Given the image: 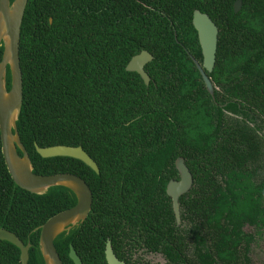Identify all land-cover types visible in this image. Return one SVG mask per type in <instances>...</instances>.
I'll use <instances>...</instances> for the list:
<instances>
[{"label":"trees","instance_id":"trees-1","mask_svg":"<svg viewBox=\"0 0 264 264\" xmlns=\"http://www.w3.org/2000/svg\"><path fill=\"white\" fill-rule=\"evenodd\" d=\"M237 1L29 0L20 136L38 175L75 174L94 195L87 221L56 241L64 264H74L71 246L84 264H107L108 240L125 260L115 229L124 230L127 200L130 254L252 264L257 239L245 227L264 229V0H241L238 14ZM196 10L220 29L215 97L192 59L203 63ZM144 50L155 57L149 88L126 70ZM36 145L82 146L101 173L72 158L44 159ZM179 157L195 177L180 200L182 227L167 195ZM76 203L66 188L38 196L18 187L0 129V229L32 245L29 264H45L41 226ZM0 264H22L20 249L0 241Z\"/></svg>","mask_w":264,"mask_h":264},{"label":"water","instance_id":"water-1","mask_svg":"<svg viewBox=\"0 0 264 264\" xmlns=\"http://www.w3.org/2000/svg\"><path fill=\"white\" fill-rule=\"evenodd\" d=\"M29 0H0V129L3 142V153L9 171L18 187L34 195L45 196L55 188H66L76 197L75 206L50 218L40 230V251L45 264H64L56 247V241L64 234L69 235L72 230L81 227L89 218L94 203V195L87 182L71 173L43 176L35 172L32 158L22 142L18 123L24 106V79L21 66V39L22 29ZM243 2L235 3V12L238 14ZM193 25L198 32L204 61L194 62L211 96H214L215 87L209 77L214 71L217 62V52L220 30L212 18L200 10L193 16ZM154 61V56L148 51L136 55L127 71L138 73L150 85L151 77L146 66ZM37 153L44 159L72 158L82 161L97 174L100 168L82 146L73 147L58 145L40 147L36 145ZM176 168L180 180H171L167 194L173 200V209L178 224H181L180 198L191 191L194 177L186 160L180 157L176 161ZM0 241H6L21 251V263L29 264L31 244L26 245L15 233L0 229ZM107 264H126L115 254L112 242L108 240L105 251ZM70 258L74 264H84L73 246L70 248Z\"/></svg>","mask_w":264,"mask_h":264},{"label":"flooded vegetation","instance_id":"flooded-vegetation-1","mask_svg":"<svg viewBox=\"0 0 264 264\" xmlns=\"http://www.w3.org/2000/svg\"><path fill=\"white\" fill-rule=\"evenodd\" d=\"M51 23H52V21H51ZM220 30V29H219ZM144 51H147V50H144ZM143 52V51H142ZM141 52V53H142ZM149 52V51H148ZM141 53H139V54H141ZM138 54V55H139ZM152 54V53H151ZM136 56V55H135ZM134 56V57H135ZM154 56V55H153ZM133 57V58H134ZM132 58V59H133ZM131 59V60H132ZM192 59H193V61H194V59L195 58H193L192 57ZM154 60H155V57H154ZM198 61V60H197ZM203 61H204V57H203ZM131 62V61H130ZM129 62V63H130ZM199 62V61H198ZM152 63V62H151ZM195 63V62H194ZM200 63V62H199ZM217 63V62H216ZM150 64V63H149ZM148 64V65H149ZM200 64H203V63H200ZM129 65V64H128ZM147 65V66H148ZM196 65V64H195ZM147 66H146V71H147ZM197 67V66H196ZM215 68H216V65H215ZM215 68H214V71H215ZM127 69V68H126ZM198 69V68H197ZM213 71V72H214ZM128 72V71H127ZM200 72V71H199ZM212 72V73H213ZM129 73H131V72H129ZM147 73H148V71H147ZM211 73V74H212ZM136 74H138V73H136ZM149 74V73H148ZM201 74V73H200ZM208 75H209V77H210V75L211 74H209V73H207ZM139 75V74H138ZM150 75V74H149ZM140 76V75H139ZM202 76V75H201ZM141 77V76H140ZM151 77V76H150ZM211 78V77H210ZM141 79H142V77H141ZM203 79V78H202ZM211 80H212V78H211ZM142 81L144 82V84L146 85V83H145V81L142 79ZM204 81V80H203ZM212 82H213V80H212ZM151 83H152V77H151V82H150V85H146V87H150L151 86ZM205 83V82H204ZM213 84H214V87H215V92H216V90L218 89L217 88V86L215 85V83L213 82ZM205 86H206V84H205ZM207 88V87H206ZM208 90V89H207ZM209 92V91H208ZM210 94V93H209ZM212 97H215V93H214V96H212ZM180 158V157H179ZM94 160V159H93ZM95 161V160H94ZM177 161V160H176ZM96 162V161H95ZM97 163V162H96ZM98 164V163H97ZM99 166V165H98ZM100 168V167H99ZM101 171V170H100ZM191 171V170H190ZM192 173V172H191ZM193 177H194V175H193ZM171 180H175V181H179L180 180V175H179V178L178 179H171ZM170 180V181H171ZM170 181H169V183H170ZM169 183H168V185H169ZM168 185H167V188H168ZM194 186H195V177H194V185H193V188H194ZM192 188V189H193ZM192 189H191V191H192ZM190 191V192H191ZM189 192V193H190ZM189 193H187V194H189ZM186 194V195H187ZM168 195V194H167ZM185 196V195H184ZM183 197V196H182ZM181 197V198H182ZM171 198V197H170ZM181 198H180V200H181ZM171 201H172V207H173V200H172V198H171ZM180 206H181V203H180ZM174 210V209H173ZM126 213H127V215H126V218L124 219V223H122V228H124V230H118L117 228L115 229L116 230V240L118 241V245L119 246H121V248H120V250H119V253H120V255L121 256H123L124 258H125V260H121L119 257H118V255L116 254V251H115V249H114V251H115V254L117 255V257L121 260V261H124L126 264H129V260H132L133 259V254L135 253V252H132L131 254L129 253V200H127V202H126ZM175 214V213H174ZM118 215H119V213H118ZM175 218H176V215H175ZM117 221L119 222V219H118V217H117ZM176 222H177V219H176ZM120 224V223H119ZM182 224H183V219H182V209H181V224L179 225L178 224V222H177V226L178 227H182ZM43 226V225H42ZM111 241V240H110ZM108 242V241H107ZM112 242V241H111ZM113 245V244H112ZM114 248V247H113ZM141 251H146V252H149L148 250H141ZM136 252H138V251H136ZM149 253H153V254H160V255H162L164 258H165V260L167 261V264H170L169 263V261L166 259V257H165V255H164V253L163 252H160V251H158V252H149ZM131 264H133V261H131Z\"/></svg>","mask_w":264,"mask_h":264},{"label":"rangeland","instance_id":"rangeland-1","mask_svg":"<svg viewBox=\"0 0 264 264\" xmlns=\"http://www.w3.org/2000/svg\"><path fill=\"white\" fill-rule=\"evenodd\" d=\"M245 231L253 234L257 239V242L252 245L251 249L250 257L252 264H264V229L262 232H258L254 227L246 226ZM132 261L133 264H167V261L162 255L146 251L135 252Z\"/></svg>","mask_w":264,"mask_h":264}]
</instances>
